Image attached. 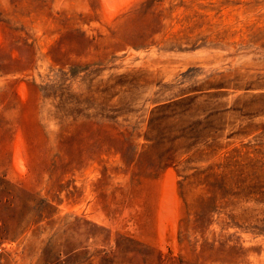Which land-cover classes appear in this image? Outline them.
<instances>
[{"label":"rangeland","instance_id":"rangeland-1","mask_svg":"<svg viewBox=\"0 0 264 264\" xmlns=\"http://www.w3.org/2000/svg\"><path fill=\"white\" fill-rule=\"evenodd\" d=\"M0 264H264V0H0Z\"/></svg>","mask_w":264,"mask_h":264}]
</instances>
